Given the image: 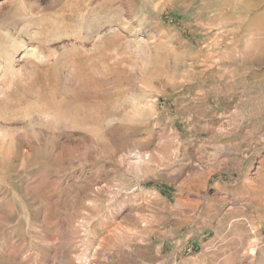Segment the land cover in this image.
Here are the masks:
<instances>
[{"label":"rangeland","instance_id":"374dc122","mask_svg":"<svg viewBox=\"0 0 264 264\" xmlns=\"http://www.w3.org/2000/svg\"><path fill=\"white\" fill-rule=\"evenodd\" d=\"M0 54V264H264V0H0Z\"/></svg>","mask_w":264,"mask_h":264},{"label":"bare ground","instance_id":"6f19581e","mask_svg":"<svg viewBox=\"0 0 264 264\" xmlns=\"http://www.w3.org/2000/svg\"><path fill=\"white\" fill-rule=\"evenodd\" d=\"M139 27V26H138ZM17 31V30H16ZM11 33V32H10ZM20 34V33H19ZM13 35V34H12ZM17 37V36H16ZM15 37V38H16ZM19 37V36H18ZM11 39V38H10ZM141 40L142 39H144L143 37L142 38H140ZM109 40H110V42H111V40L112 39H109V38H107L105 41H102V43H101V46H102V44H105L106 46H107V42H109ZM146 40V39H145ZM144 40V41H145ZM15 43V42H14ZM137 43V42H136ZM24 44H22V46H23ZM104 45V46H105ZM140 45V44H139ZM12 46V45H11ZM141 46V45H140ZM14 47V46H13ZM103 47V46H102ZM11 48V47H10ZM4 49V48H3ZM102 49H104V50H106L104 47L102 48ZM9 50H11V49H9ZM12 50H13V48H12ZM31 50V49H30ZM33 50V49H32ZM8 51V50H7ZM15 51V50H14ZM33 52V51H32ZM29 53V52H28ZM99 53H102V50L101 51H99ZM3 54V53H2ZM8 54L10 55V54H13V52L11 51H9L8 52ZM1 55V54H0ZM100 55V54H99ZM105 55V54H104ZM5 56V55H4ZM101 56V55H100ZM37 57V56H36ZM112 57V56H111ZM7 58H8V56H7ZM105 60L106 59H108L109 57L108 56H106L105 55ZM110 59V58H109ZM2 62H1V59H0V64H1ZM117 67H118V65H116ZM0 70H1V66H0ZM114 70L115 71H117V68L115 67L114 68ZM4 71V70H3ZM85 73L87 74V75H90V73L91 72H89V71H85ZM58 74V73H57ZM57 74H55V75H57ZM54 76V75H53ZM59 78L60 77H58V76H56V84H58V85H60L59 83H60V80H59ZM63 78V77H62ZM63 83V82H62ZM98 84V83H97ZM99 85V84H98ZM61 86V85H60ZM96 86V85H95ZM100 86H102V85H100ZM95 88H98V87H95ZM102 88V87H101ZM100 88V89H101ZM86 89H84V91H85ZM84 93H86V92H83V91H81V90H79V91H76V95L77 96H79V97H81ZM84 96V95H83ZM55 98V99H54ZM8 99V98H7ZM103 99L105 100V98L103 97ZM103 100V101H104ZM64 101V98L62 99V100H56V97H53V98H51L50 100H49V103H48V105L50 106V108L52 107V108H54V110H56V111H58L59 113L60 112H66V111H68V110H70L71 109V106H69V105H64L65 103L63 102ZM102 101V100H101ZM105 101H107V100H105ZM2 102H4V99H3V101ZM5 103V102H4ZM97 104V102L95 103V105ZM7 105V104H6ZM14 105V104H13ZM12 105V107H14ZM104 105L105 106H103V102L99 105V107H100V109H99V107H98V110H97V112L95 113V114H89L88 116H86V117H84V122L86 121V122H92L93 121V118H95V116H97L98 117V120L96 119L95 121L98 123V124H103L104 123V121H105V119H108L109 117L108 116H110V114H111V109H110V107H107V106H109V105H107V104H105V102H104ZM107 105V106H106ZM10 106V105H9ZM16 106H17V104H16ZM88 104H86V103H81L80 104V109H82V110H86V109H88ZM96 106H98V105H96ZM6 107V106H5ZM18 107V106H17ZM77 107H79V106H77ZM107 107V108H106ZM8 108V107H7ZM116 108V107H115ZM10 110L12 109L11 107L9 108ZM58 113V114H59ZM94 113V112H93ZM112 115V114H111ZM108 117V118H107ZM92 127V126H91ZM89 128H90V126H89ZM201 178V177H200ZM203 178V177H202ZM206 178V177H205ZM193 182V181H192ZM200 182V181H199ZM254 183V182H253ZM199 184V183H198ZM201 184V183H200ZM200 186V185H199ZM232 206V205H231ZM212 214V213H211ZM211 218V217H210ZM244 234V233H243ZM242 234V235H243ZM241 242V241H240ZM255 250V249H254ZM254 250H252V252H255Z\"/></svg>","mask_w":264,"mask_h":264},{"label":"crops","instance_id":"0c3cea01","mask_svg":"<svg viewBox=\"0 0 264 264\" xmlns=\"http://www.w3.org/2000/svg\"><path fill=\"white\" fill-rule=\"evenodd\" d=\"M219 186V185H218ZM219 188L221 189V186H219Z\"/></svg>","mask_w":264,"mask_h":264}]
</instances>
